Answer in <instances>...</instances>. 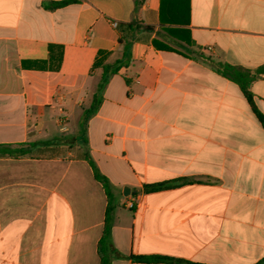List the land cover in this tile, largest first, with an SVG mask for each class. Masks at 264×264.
Masks as SVG:
<instances>
[{
    "label": "crops",
    "instance_id": "1",
    "mask_svg": "<svg viewBox=\"0 0 264 264\" xmlns=\"http://www.w3.org/2000/svg\"><path fill=\"white\" fill-rule=\"evenodd\" d=\"M62 1L0 0V145L64 137L55 147L71 148L0 157V264H101L108 197L80 148L114 196L111 264L264 260V129L240 87L212 68L264 65V0L50 8ZM136 18L154 31L137 34L82 126L102 80L98 53L121 60L120 25ZM251 92L264 115V76ZM165 182L175 186L144 191Z\"/></svg>",
    "mask_w": 264,
    "mask_h": 264
},
{
    "label": "trees",
    "instance_id": "2",
    "mask_svg": "<svg viewBox=\"0 0 264 264\" xmlns=\"http://www.w3.org/2000/svg\"><path fill=\"white\" fill-rule=\"evenodd\" d=\"M71 3H76V0H65L62 2H57L53 4L50 8L55 9V8H59V7H63L65 5L71 4ZM140 5H141V2H138L137 3L138 9ZM161 15H162L161 17L162 22H164L165 21V18H164L165 8L164 7H162ZM169 21L174 22L176 20H169ZM141 31H154V28L141 24V22H139L137 18L132 20L130 23L120 25L119 44L123 47V56H122V59L117 61L115 64H108V65L104 64V53L103 52L98 53V57L96 61L94 62L93 69L102 67L103 69L102 80L99 85V92L94 97V105L92 106L91 109L87 111L86 114H84L82 126L85 124L88 117L97 110L98 103L96 101L99 95L101 94V91H103L104 87L108 83L110 76L117 74L119 69L123 65H127L129 63L132 43L136 41L137 34ZM157 46L163 50H170L166 46H159V45ZM212 68L219 75L225 78H228L229 80L235 82L240 87L241 92L243 93L244 97L247 99L248 103L250 104L252 108V111L254 112L256 118L258 119V121L260 122L261 126L264 129V115L256 108L253 102V94L251 92L252 83L257 78L264 76V65H262L261 67L255 70H250L242 66H232L229 64H225V63H217V64H214ZM62 144H69L68 139L63 137L61 139H55L49 142L31 143V144H28L27 148H22V149L12 148L11 146H8V145H0V157L7 156V155L9 156L25 155L28 153V149L30 147L41 146V147L50 148V147H55V146H59ZM82 144H83V147H85L86 145L85 138H82ZM80 157L87 160L89 164L91 165V167L94 169L95 178L98 182H100L103 185L106 195L108 197V206L106 210L104 231H103V236H102V239L99 245V255L101 258V264H111V261L108 255V252L111 251V247L108 245V239L111 233L112 223H113L114 196L111 191V187H110L108 179L98 171V169L96 168L88 152L87 151L83 152L80 155ZM173 186L175 185L169 182H165V183H161L157 185H151V186L146 185L144 186V191L145 192L158 191L162 189L171 188ZM134 259L137 261L143 262V263H153V264H198V263H193V262L182 260V259H176L172 257L159 256V255L138 256V257H134ZM257 264H264V260H261Z\"/></svg>",
    "mask_w": 264,
    "mask_h": 264
},
{
    "label": "rangeland",
    "instance_id": "3",
    "mask_svg": "<svg viewBox=\"0 0 264 264\" xmlns=\"http://www.w3.org/2000/svg\"><path fill=\"white\" fill-rule=\"evenodd\" d=\"M71 148H45V147H41L38 152L43 155V156H54L58 153H60L61 151H68L70 150ZM79 155H81L83 153V149H77Z\"/></svg>",
    "mask_w": 264,
    "mask_h": 264
},
{
    "label": "water",
    "instance_id": "4",
    "mask_svg": "<svg viewBox=\"0 0 264 264\" xmlns=\"http://www.w3.org/2000/svg\"><path fill=\"white\" fill-rule=\"evenodd\" d=\"M133 192H135V190L134 191H132L130 188H128V187H126L125 189H124V194L127 196V195H129L130 193H133Z\"/></svg>",
    "mask_w": 264,
    "mask_h": 264
},
{
    "label": "built area",
    "instance_id": "5",
    "mask_svg": "<svg viewBox=\"0 0 264 264\" xmlns=\"http://www.w3.org/2000/svg\"><path fill=\"white\" fill-rule=\"evenodd\" d=\"M209 49H211V48H209ZM127 205H128L129 208H133L134 207V204L132 202H129Z\"/></svg>",
    "mask_w": 264,
    "mask_h": 264
}]
</instances>
